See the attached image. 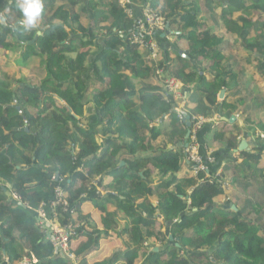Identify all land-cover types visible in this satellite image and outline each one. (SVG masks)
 <instances>
[{
    "label": "trees",
    "instance_id": "trees-1",
    "mask_svg": "<svg viewBox=\"0 0 264 264\" xmlns=\"http://www.w3.org/2000/svg\"><path fill=\"white\" fill-rule=\"evenodd\" d=\"M148 1L169 15L174 38L169 46L158 35L157 60L130 41L134 20L119 0H43L40 27L32 30L22 26L18 0H0V264L5 257L20 264L32 256L39 264H73L53 256L37 218L58 184L77 219L86 202L103 213L104 228L86 231L87 241L73 249L82 264L119 220L129 222L120 232L127 247L122 264H141L147 254L142 264H264V224L243 215L238 202L237 211L219 205L239 179L243 191L254 190L257 181L253 188L264 193V141L259 137L252 151L236 154L229 188L224 176H194L186 152L192 135L186 139L189 128L159 82L163 70V78L179 80L184 95L190 92L183 112L191 120L213 118L222 91L228 94L223 109L239 111L246 99L236 91L237 74L222 53L219 32L236 41L256 39L245 48L264 73V0H213L221 31L210 25L205 14L213 11L205 13L199 0H140ZM75 53L77 62L70 56ZM36 58L46 74L29 81L24 73ZM86 105L94 107L92 115ZM246 123L264 132V118ZM205 128L225 152L239 148V133L214 131L209 123L198 142ZM95 184L105 193L101 199L90 197ZM58 212L62 225L77 223L62 207ZM159 216L167 232H155Z\"/></svg>",
    "mask_w": 264,
    "mask_h": 264
},
{
    "label": "rangeland",
    "instance_id": "rangeland-1",
    "mask_svg": "<svg viewBox=\"0 0 264 264\" xmlns=\"http://www.w3.org/2000/svg\"><path fill=\"white\" fill-rule=\"evenodd\" d=\"M109 1H112V0H109ZM120 1H124V0H120ZM199 2L202 4L203 9L206 10V11L204 10L205 13L207 11H213L210 16L207 15V13L205 15L208 19H210L208 20L210 25L212 27H219V30L221 31L220 29V27H222L221 19L218 13L215 11L216 8H214L212 4L213 0H199ZM168 16L169 15H167V17ZM14 21H16V17L12 18L13 23ZM83 22L85 23L86 20L83 19ZM219 33L224 38V43L221 46L224 49L222 53L227 57V59L232 60V68L236 71V74H237L236 81L234 82V86L237 89L236 91L238 93L241 92L244 99H246L244 106H242V108L238 112L239 113L238 116H240V120H239L240 127L242 129L247 130V133L249 132V134L251 135V137H249V140L255 141L256 139L260 137V139L264 141V132H261L258 128L256 129L255 125L253 126L251 124L246 123V119L249 117L251 118L252 116L257 119H259L260 117L264 118V73H261L256 70V68L258 67V64L257 62L253 61V57L250 55L249 50L245 48V46L247 47V46H250L251 44H255L257 40L253 39L252 41L248 40L244 42V40L242 39V40H238L239 41L238 42L236 41L234 36L230 34H225L223 31ZM171 37L172 39H174L172 35ZM239 49L241 50L239 51ZM82 51L85 52L87 50H82ZM95 54H96V49L93 48L90 60H93V58L95 57ZM70 56L72 57L73 61L75 62L78 61V54L75 53ZM259 58H262V57H259ZM35 60L36 61H31L30 65L28 66V69H29L28 72L24 73V77L26 76L29 81H40L42 77H44L46 74L44 68H42L40 65L41 64L40 61H38L39 59L37 60L36 58ZM249 60H252L253 64H249ZM159 82L161 83V86H163L162 80L159 79ZM182 92H183V89H182ZM90 99H91L90 97L85 96L83 101L88 103ZM218 100H220V98ZM178 101H180L182 105L181 107L177 108L178 112L180 113L181 111L185 110L186 106H184V102L185 101L188 102V99H186V97H183L182 99ZM86 108L88 109L87 114L92 115L93 112H95L94 107L90 109V107L86 105ZM237 128L235 126H225L223 129H225L226 131L232 132V133H237V130H239ZM93 129L95 131L97 128L93 127ZM99 131L100 130L95 131L97 135L99 134ZM208 138L210 140V136H208ZM99 142L102 143V140H99ZM232 163L233 164H229V165L227 164L225 167H223L222 170H220L221 175L229 174L228 173L230 172L229 169L231 170L233 169L232 165H234V162ZM155 172L158 174L157 171ZM156 173H155L156 177H159ZM237 174L238 175L240 174L241 177L245 175L244 172L242 171L240 172L239 170H237ZM193 175L197 176L194 171H193ZM240 180L242 181V179ZM157 181L159 183L158 178H157ZM227 181L229 183L230 180H227ZM255 184L259 185V182L257 183V181H254L253 184L251 183V187L254 190L246 189L245 191L242 190V188H244V184H243L241 187H238L237 190L234 191L233 196H237L238 193L239 195L240 194L242 195L237 199V202L239 203V209H242L241 212L243 215L249 217L252 220H256V222H260V224H264V193L263 192L260 193V191L257 188H253ZM229 189L232 191L233 188H229ZM152 201H154V199H152ZM157 220H158V223L156 225L155 232L157 233L160 230L167 232L169 227L167 225H164L163 217L159 216L157 217ZM128 223L129 222L123 221V220H121V222L119 221L120 226H119L118 231L121 232L123 229H125V226L128 225ZM130 231H131V226L129 227V232H127L124 235L128 237L130 234ZM168 235L170 234L168 233ZM157 244L159 245L160 242H157ZM161 248L166 249V246H163ZM72 252H73V247H72ZM180 253L183 255V252H180ZM184 253L185 254L183 255V258L187 259L188 254L187 252H184ZM209 257L213 260V255L211 253L209 254ZM165 258L167 259V257ZM4 261L7 264L6 257L4 258Z\"/></svg>",
    "mask_w": 264,
    "mask_h": 264
},
{
    "label": "built area",
    "instance_id": "built-area-1",
    "mask_svg": "<svg viewBox=\"0 0 264 264\" xmlns=\"http://www.w3.org/2000/svg\"><path fill=\"white\" fill-rule=\"evenodd\" d=\"M124 13L134 20V25L130 34V41L140 47L142 52L147 51L153 60L159 57L160 46L157 40L159 34L167 35L169 31V16L154 9L150 3L141 5V15L136 17L130 8L131 1L125 0L121 3ZM163 70L160 71V79L163 82L165 91L178 101L185 97L182 92L183 84L175 78H163ZM165 79V80H164ZM183 95V96H182ZM179 119L186 123L184 112L179 113ZM194 128L192 130V145L187 148L188 159L193 165V171L196 175L201 172H208V166L204 158L200 155L197 149V133L202 129L206 123H210V119L204 117H194ZM63 211L72 218L76 215V210L71 207L70 202L67 200V193L58 184L54 187V197L51 201L44 202L37 210V218L39 226L43 232V238L50 241L53 247L54 257H63L72 261L74 264H82L80 259L72 252V241L76 235L75 224H61V216L58 209ZM7 264H9L7 260ZM20 264H39L37 258L26 257Z\"/></svg>",
    "mask_w": 264,
    "mask_h": 264
},
{
    "label": "crops",
    "instance_id": "crops-1",
    "mask_svg": "<svg viewBox=\"0 0 264 264\" xmlns=\"http://www.w3.org/2000/svg\"><path fill=\"white\" fill-rule=\"evenodd\" d=\"M113 1V0H112ZM125 1V0H124ZM124 1H120V4ZM131 1L130 8L135 14L136 17H139L141 15V5L143 4L140 2V0H129ZM149 3V1L147 2ZM122 6V5H121ZM162 37H167V41H169L170 45H172L174 39L171 37L170 31H168L167 35H162ZM239 42V41H238ZM237 42V43H238ZM241 49H239L240 51ZM161 80V79H160ZM163 87V86H162ZM187 95H185L186 99L189 98L190 92H186ZM239 96H242V93H238ZM227 92L225 91L224 98L227 96ZM219 99V97H218ZM224 99L219 100L218 107L216 109V114L213 118H211V129L214 131H224L223 129L225 126H234L237 124V133L239 135L237 136V139L239 140V143L241 144L242 141L246 140L249 144V149L252 151L254 147V142L249 140V137L251 135L249 132L247 133V130L242 129L240 127V116H238V112L240 111H231L227 109H223L222 101ZM187 105V102H184V106ZM177 108L181 107L180 101H176ZM92 107H90L91 109ZM235 117V119L232 122V117ZM93 122V121H92ZM209 128H205L201 131V135L203 137L202 141H197V149L198 152L205 158L207 161L208 166V175L209 176H215L219 180H222L223 176L225 179V182L227 180H230L229 183H231L232 177L234 175L232 174V170L229 169V174H222L221 171L223 167H225L227 164H233L232 162H235L236 154L237 153H227L225 150L219 148V144L217 142H213V140L210 137V140L208 138ZM259 136V135H258ZM101 140L98 138V141ZM255 140V138H254ZM241 162V159L238 161ZM240 172V168L238 169ZM243 172V171H242ZM228 183V181H227ZM225 184L229 188V183ZM243 185V182L239 179L235 184V189L237 190L238 187H241ZM95 189L91 191L90 197L93 199H101L105 195L104 191L99 187L98 185L93 186ZM233 189L231 192V195L229 197L222 196L220 198V206L224 209L228 208L231 204L237 203V199L240 197L239 193L237 196H233V193L235 191ZM154 204H157L156 200L153 201ZM234 206V205H233ZM236 206V205H235ZM108 210L113 211L114 208L112 205H108ZM103 213L98 209L93 203L86 202L82 206V215L78 216V219L76 216L73 217V220H77V223L75 222V237L72 242L73 249H77L81 243H84L87 241L86 231H92L94 228H98L102 230L104 228V225L102 223ZM121 222V220H119ZM118 225V229H119ZM79 231L77 232V230ZM116 230V232H109L108 236H103L99 241V246L91 251L90 253L86 254L84 257H82V261L85 262V264H122L123 259L119 258L127 249L126 245L124 244V238L121 235V233ZM152 242V241H150ZM177 246V243H176ZM156 249V248H155ZM148 255V254H147ZM147 255H144L143 262L146 260ZM81 261V260H80ZM141 263V264H142Z\"/></svg>",
    "mask_w": 264,
    "mask_h": 264
},
{
    "label": "clouds",
    "instance_id": "clouds-1",
    "mask_svg": "<svg viewBox=\"0 0 264 264\" xmlns=\"http://www.w3.org/2000/svg\"><path fill=\"white\" fill-rule=\"evenodd\" d=\"M17 7L22 14L25 30L36 29L44 12L43 0H18Z\"/></svg>",
    "mask_w": 264,
    "mask_h": 264
},
{
    "label": "water",
    "instance_id": "water-1",
    "mask_svg": "<svg viewBox=\"0 0 264 264\" xmlns=\"http://www.w3.org/2000/svg\"><path fill=\"white\" fill-rule=\"evenodd\" d=\"M1 21L4 23V19L2 18ZM41 33H38V35H40ZM181 54H183V52H181ZM185 57H187L186 55H184ZM224 95H225V91H222L219 95L220 99H224ZM185 119H186V124L187 127L189 128L187 134H186V139H189L191 136V127H192V121L190 116H188V114L184 113ZM235 119V117H232V122ZM244 151H250L249 149V144L246 140L242 141L241 144L239 145V148L237 150H235L234 153H239V152H244ZM19 205L24 206L23 203H19ZM232 210L237 211V207L236 206H232ZM170 240H173V237H170ZM177 246H179V244H177ZM154 251H159L158 248L154 249Z\"/></svg>",
    "mask_w": 264,
    "mask_h": 264
}]
</instances>
